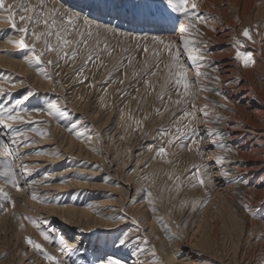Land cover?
I'll use <instances>...</instances> for the list:
<instances>
[{
    "label": "rangeland",
    "instance_id": "rangeland-1",
    "mask_svg": "<svg viewBox=\"0 0 264 264\" xmlns=\"http://www.w3.org/2000/svg\"><path fill=\"white\" fill-rule=\"evenodd\" d=\"M210 1L211 10L204 7V0H197L200 12L209 15L208 22L223 21L226 26L225 31H228L229 35L223 37L215 32L211 35L210 28L205 30L200 27V38L206 39L204 41L208 45L204 59L222 65L232 61L231 67L234 71L230 80L239 81L234 83L238 87L243 84L246 86L241 94L250 92L253 106L245 104L234 106L223 99L218 102L211 98L209 103L202 102L198 96L200 88L198 84L193 85L194 99L185 104H170L167 97L164 101L157 98L156 93L161 91L163 73L166 70L163 69V63L160 64L159 69L155 67L158 59L153 53L163 49L164 46L154 42L153 37L164 41V44L174 42L175 48L182 49V42L176 37V32L180 24H187L186 18L180 13L167 9L164 0H148V2L153 10L159 6L168 13L167 24L152 19L137 21L132 16H127L116 22L127 33H131V36L114 37L111 33L107 35L108 43L116 47L118 54H121L124 48L130 50L131 56L134 57L133 64L128 65V54L122 53L123 64L113 70L120 57L112 59L104 56L102 59L106 67L99 66V61L95 64L90 62L84 72L88 79L83 83H79L78 78L73 74V70L82 63L80 58H77L74 65L60 62L59 67L50 66L48 71L52 79L39 75L25 62V56L30 53L7 42L8 39H18L19 34L14 33L7 23L0 20V59L3 60L0 63V86L11 93V96L0 97V103L4 100L11 103L31 90L35 95L30 96L20 105L22 109H43L49 101L59 98L61 106L66 107L70 113L68 117L61 118L57 122L46 111L22 112L25 122L16 123L14 127L24 129L35 126L45 129L48 133L42 138L28 132V136L36 141L28 148L16 149L15 145L11 144L7 130L0 129V134L6 141V144H0V170L3 169V159L7 157L18 173L24 172L19 190L0 180V187L5 188L15 202L14 209L8 205L9 211L0 213V264H28L29 261L32 264H48L41 255L24 243L23 238L26 235L42 243L50 253L64 259L65 264H99L107 255L121 259L123 264H135V261L132 263L130 260L144 256L140 259V263L136 264H145L146 261L151 264L152 246H155L162 264H171L168 259L171 255L175 257L172 264H264V182H261L264 180V136L258 139L261 143H256L255 139L258 135L248 132L243 134V131H239L248 128L244 127V124L247 120L246 112H249L252 114L251 118L257 116L263 123L260 124L263 127L250 129L264 135V0ZM16 2L36 5L39 0H16ZM78 2L79 0H45L47 7L50 8L61 6L72 8ZM124 2L126 6L131 7L137 0H124ZM249 25L252 26L253 40L246 41L242 51H251L254 63L245 67L235 59L236 51L230 45L234 37L244 39L241 35L242 30ZM183 35L189 39L196 38L189 36L188 33ZM178 43H181L180 46H177ZM145 47L148 49L147 52L144 50ZM257 53L258 55H255ZM161 55L166 62L167 50L162 51ZM54 58V56L46 57V59ZM181 59L185 60L189 67L190 80H194L195 74L183 52ZM9 60L21 63L27 71L8 64ZM146 71H157L158 76L144 75ZM57 72H59L58 76ZM133 73L139 75L134 77ZM9 77L14 84L5 83V79ZM120 79L124 80L123 84L119 83ZM145 79L150 81L153 88L144 84ZM37 80L47 83L38 84ZM202 82L204 86L210 84L218 88L217 90L221 88L215 78ZM89 85L93 86L89 87ZM171 96L173 101L178 98L174 89ZM213 102L224 104L231 111L214 107ZM205 104L208 105L211 114L208 118L211 122L208 123H215L216 128L209 130L222 132V140L220 137H214V142L208 141L200 111ZM193 106L196 110L195 118L181 121L180 126L190 123V129H197L198 135L195 139L199 140V144L189 147L190 141H185L168 145L167 139L177 135L174 131L177 126L176 118L182 116L183 110L193 111ZM157 109H160L159 113ZM121 110H123V119ZM129 114L134 120L141 122L139 126L128 119ZM216 114L226 118V122H223L228 125L226 129L217 126L223 123L215 121ZM29 115L32 121L47 120L48 123H28ZM73 123H77L76 131L82 134L80 138H77L74 132L68 131ZM233 125L238 126L233 127ZM165 128L173 131L161 138L159 130ZM234 133L243 134L236 141L237 143L246 140L245 145H240L244 154H235V158L238 156L247 165H255L258 168L243 176H236L237 172L228 169V163L235 159L233 158L235 151L232 147L237 143H232L229 148L219 147L220 143L228 145L231 141L224 139L228 134ZM70 140L73 143L71 147ZM20 142L23 143L22 140ZM253 142L255 145L252 146ZM161 145L166 149L164 156L156 155ZM250 147L257 149L250 151ZM9 148L19 153L31 154L21 155L19 159L13 161V157L7 155ZM93 148L96 151H93ZM41 149L48 153L59 152L60 155L36 154ZM216 150L217 157H225L221 163H215L217 157L210 154ZM21 165H26V168L22 169ZM193 165L204 166L201 172L205 178L204 187L192 188L188 183L187 178L191 174ZM223 168L225 169L222 170ZM220 169L222 172H219ZM29 171L31 175H28ZM226 172L233 176L226 177L224 174ZM146 173L148 179L143 178ZM174 175H179L181 179L176 181L170 178ZM248 175L251 178L247 184L229 183L238 178L244 180ZM78 176L87 179L77 178ZM33 179L38 181L37 185L25 182ZM224 180L231 186L228 189L226 202L223 201V195L217 196L214 191L222 189L218 183ZM255 182L257 183L254 186ZM177 184L181 185L179 193ZM244 185L253 188L246 200L239 195V187ZM125 189H128L127 198H125ZM32 191L40 194L39 203L45 199L53 200L52 203L47 204H54L61 210L74 209L78 211V216L74 218L66 213L60 216L59 213L49 215L38 206L36 208L31 203ZM149 191L152 193V204L148 203L149 197L146 195ZM193 199L202 201V204L195 210L187 203L181 207V202ZM244 204L251 205L256 215L252 216L246 211ZM153 206L157 209L156 213L151 210ZM220 206L228 209L227 214H214ZM13 210L17 216H31L42 222L45 219L49 220L50 228L55 230V234L63 236L74 244L76 251L65 256L56 245L42 242L38 229L28 221H24L25 229L21 230L17 218L12 214ZM121 214H124L126 219L104 218L119 217ZM203 214L207 215L205 221L209 223L207 225L204 221L201 230H196L195 225ZM147 217L149 218L144 219ZM161 218L171 232L181 237L178 239L180 248L173 246L176 244L174 240L170 242L168 238L170 233H165L160 223ZM72 219L75 221H70ZM137 224L143 231H135ZM127 231L132 232L130 241L119 245V240ZM137 236L147 237V243H144L143 239L131 243L137 240L134 238ZM141 249L145 251L142 252ZM190 251V254H185ZM134 252L139 254L134 256Z\"/></svg>",
    "mask_w": 264,
    "mask_h": 264
},
{
    "label": "snow or ice",
    "instance_id": "snow-or-ice-1",
    "mask_svg": "<svg viewBox=\"0 0 264 264\" xmlns=\"http://www.w3.org/2000/svg\"><path fill=\"white\" fill-rule=\"evenodd\" d=\"M164 3L167 5V9H170L172 12H178L186 18L187 24L186 26L179 28V32L182 34L180 36V41L183 45L182 49L175 48L174 42L164 44V41L156 40V38L153 37L154 42L164 46L163 49L157 50L153 53V56L158 59V63L155 67L159 69L160 64L163 63V69L166 70L163 73L164 79L161 85V91L156 93V96L161 101H164V98L167 97L170 104L181 105L187 103L191 99H194L192 92L193 85L201 83L202 79H213L208 76L206 72L201 71L202 67L218 70V66L215 62L204 59L208 45L202 38H200L201 29L198 26L200 24H206L210 17L208 14L200 12L197 0H164ZM0 14H4L0 15V20L7 23L14 33L19 34L18 39H8L7 42L17 48L25 49L28 53H30V55L25 56V62L29 66H32L39 75L45 77L46 79H52L50 72L48 71L50 66L59 67L60 62H63L65 65H74L76 64L77 58H80L82 61L81 65L77 66L73 70V74L78 78L79 83H83L84 80L88 79V77L84 75V72L90 62L95 64L99 61V66L106 67L104 60L102 59L104 56L112 59H117L118 56L120 57L117 64L113 66V70H116L123 64L122 53L128 54V65L133 64L134 57L131 56L129 49L124 48L121 50V54H118L116 47L111 46L107 41V35L109 33H111L114 37L124 35L131 36V33H127L116 21L127 16H132L133 19L137 21L152 19L161 23H166L168 19V13L165 10L159 6L153 10L148 0H137V2H134L131 5V7L126 6L124 0H79V2L74 4L72 8H64L63 6L59 8H50L47 7L45 0H39V3L36 5L27 2L17 3L16 0H0ZM184 33H188L189 36H194L196 38L189 39L183 35ZM241 35L244 39L234 37L233 43L230 46L236 51L235 59L240 61L243 66L247 67L254 63L253 56L251 51L245 52L242 51V49L246 46V41L253 40L252 26L249 25L244 27ZM144 50L147 52V47H145ZM164 50H167L168 60L166 62L164 61V57L161 55V52ZM181 52L185 54L186 60L190 62L191 67L195 69L194 80H190L189 78V67L185 63V60L181 59ZM49 56H54L55 58L46 59V57ZM149 74L152 77L158 76L157 71H146L144 73V75ZM56 75L58 76L59 72H57ZM138 75V73H133L134 77ZM143 82L149 88H153V85L149 80L145 79ZM5 83L14 84V81L11 77H9L5 79ZM119 83L123 84L124 80L120 79ZM227 83H239V81L230 80L227 81ZM20 84H23L22 80L20 81ZM92 86L93 85H89V87ZM173 89L178 97L174 101L171 96ZM202 90L213 91L216 95L221 96L225 100L228 98L226 93L217 89L209 88L207 85H205ZM105 92H107V89H105ZM137 92H139L138 89ZM33 95H35V93L29 90L20 99H16L11 103L7 100L0 103V129L7 130L11 144L15 145L16 149H19L20 147L28 148L30 144L36 143V141L32 140L28 136V132L35 133L42 138L48 134L45 129L40 127L33 126L30 128L26 127L24 129L14 127L13 125L16 123L25 122V117L21 114L22 112L30 113L32 111H46L47 114L50 117L55 118L57 122H59L61 118L68 117L70 115L67 108L61 106L59 98L49 101L43 109H22L20 105ZM4 96H11V93L8 92L5 87L0 86V97ZM133 99H135V97H133ZM214 107H220L231 111V109H227V106L224 104L214 103ZM156 111L159 113L160 109H157ZM200 111L202 116L206 118L205 122H211L208 119L211 115L208 111V105L205 104L203 109ZM195 112L196 110L193 106V111L189 112L187 110H183L182 116L176 118L177 126L174 131L177 135L167 139L166 143L168 145H173L174 142L184 143L185 141H190V144L188 145L189 147L199 144V140L195 139L198 135L197 129H190V123L184 124L183 127L180 126L181 121L188 118L194 119ZM121 118H124L123 110H121ZM128 119L132 120V123L137 126L141 123L138 120H134L131 117V114H129ZM215 121L223 123L226 122V118L216 114ZM28 123L47 124L48 121H32V117L29 115ZM236 126L238 125H233V127ZM76 129L77 123H73L68 131L74 132L77 138H80L82 134L76 131ZM172 131V129H160L159 134L161 138H163L169 135ZM206 131L209 137H220L221 140L223 139V134L220 131ZM97 139H99V137H97ZM21 140L23 143L20 142ZM0 144H6L2 134H0ZM219 147L224 149L227 148L228 145L220 143ZM92 150L96 151L95 148ZM149 150L151 151L152 148ZM197 152H199L198 148ZM165 153V147L163 145L159 146L156 155L164 156ZM30 154L31 153H19L11 148L7 151V155L12 156L13 161L19 159L21 155ZM36 154L60 155L59 152L48 153L43 149ZM224 160L225 157L220 156L217 158L215 163H221ZM21 168H26V165H21ZM203 168V165L192 166L191 174L187 178L188 183L192 188L205 186V178L201 174ZM28 175H31V171L28 172ZM22 177H24V172L21 171L18 173V171L13 168V163L9 162L7 157H5L3 159V169L0 170V180H2L4 184H10L12 188L19 190L20 180ZM77 178L87 179L86 177L81 176H78ZM143 178L148 179V174L146 173ZM170 178H173L176 181L181 179L179 175H174ZM61 179L63 180L64 178ZM105 179L107 180V177ZM25 182L30 183L31 185H37L38 183L35 179L31 181L25 180ZM232 182H243L247 184V181H244L242 178H238L236 181H229V183ZM261 182H264V180ZM176 188L179 193L181 185L177 184ZM146 195L149 197L148 203L152 204V193L149 191ZM31 198L34 201L39 200L40 194L36 191H32ZM41 202L52 203L53 200L45 199ZM186 203L190 204L191 208L195 210L198 205L202 204V201L196 199L183 201L181 202V207H183ZM14 204L15 202L10 193L5 188L0 187V213H7L9 211L8 205H11L14 209ZM243 206L252 216L256 215V211L253 210L251 205L244 204ZM89 207H91V205H89ZM151 210L153 213L157 212L155 206H153ZM12 214L17 218L21 230L25 229L24 221H28L38 229L39 235L42 237L43 241L47 242L49 245H56L58 250L65 256L70 252L76 251V246L74 244L70 243L63 236H57L55 234V230L50 228L49 220L45 219L42 222L41 220L31 216H17L14 210ZM104 218L111 220H124L126 219V216L121 214L119 217L112 216ZM160 223L163 225L165 233H170L168 237L170 240L181 239L177 233L171 232V229L167 224H164L162 218ZM135 231L143 230L140 229L137 224ZM134 238L137 240L143 239L144 243H147V237L137 236ZM23 241L34 252L41 255L43 260L47 261L48 264H65L64 259L50 253L42 243L38 242L33 237L26 235L23 238ZM129 241L130 235L127 231L119 240V245H124ZM141 251L143 252L145 250L141 249ZM138 254V252L133 253L134 256ZM28 264H32V262L29 261ZM99 264H123V261L114 256H108L106 259L100 261ZM145 264H148V262L146 261ZM151 264H162V261L157 255L155 246L151 247Z\"/></svg>",
    "mask_w": 264,
    "mask_h": 264
},
{
    "label": "bare ground",
    "instance_id": "bare-ground-1",
    "mask_svg": "<svg viewBox=\"0 0 264 264\" xmlns=\"http://www.w3.org/2000/svg\"><path fill=\"white\" fill-rule=\"evenodd\" d=\"M212 3H211V1L210 0H204V7L205 8H207V9H210V8H212ZM215 5V4H214ZM57 7V6H56ZM211 10V9H210ZM216 18V17H215ZM217 20V19H216ZM158 23H161V22H158ZM167 24V23H166ZM169 25V24H168ZM167 25V26H168ZM182 26H186V23H182V24H180L179 25V27H178V30H177V32H176V37H178V38H180V36L182 35L180 32H179V28L180 27H182ZM199 27H201V28H205V30H207V28L209 29V33L211 34V35H213L212 33L213 32H215V34H220L221 36H223V37H226V36H228L229 34H228V31L226 32L225 31V28L224 27H226L225 25H224V23H223V21H221V20H217V21H214V22H207L206 24H200L199 25ZM214 29V30H213ZM232 32V31H231ZM230 33V32H229ZM203 38V37H202ZM204 40H206V39H204ZM180 44L181 43H178L177 44V46H180ZM259 53V52H258ZM258 53L257 54H255V55H258ZM256 57V56H255ZM2 61L3 60H1L0 59V63H2ZM9 63L8 64H10V65H12V66H17L18 68L20 67V69H22L23 68V70L26 72L27 70L24 68V66L21 64V63H18V62H15V61H12V60H9L8 61ZM188 63H190V62H188ZM216 63V62H215ZM191 65V64H190ZM216 65L218 66V70H213V69H211V68H201V71H204V72H206L207 73V75L208 76H210V77H212V78H215L216 80H217V83L219 84V85H221V88H220V91H222V92H224V93H226L227 94V99L225 100L224 98H222L221 96H219V95H216V94H213V91H203L202 89H203V82H201V83H199L198 84V86L200 87L199 89H198V96H199V98L201 99V101L202 102H205L206 103V101L209 103L210 101H209V99L211 98V99H214V100H216V101H221L220 99H223L224 101H228V102H230L231 104H233L234 106H242V104H245V105H247V106H253L252 105V103H251V94H250V92L248 93V94H246V93H244V94H241L242 93V91L243 90H245L246 89V86L243 84L242 86H237V85H234V83H227V81H229L230 79H232L231 78V73L234 71V69L231 67V65H233V62L232 61H229V62H225V64L224 65H226V66H224V65H222V64H219V63H216ZM193 69V73L195 74V69L194 68H192ZM22 70V71H23ZM23 71V72H24ZM206 81V80H208V79H202V81ZM212 80V79H211ZM210 80V81H211ZM37 82H38V84H44V83H47L46 81L45 82H42V81H38L37 80ZM205 85H207V87H209V88H213V89H218V88H216L215 86H213V85H208V84H205ZM225 87H227V88H225ZM257 97H260L259 95H257ZM230 99V100H229ZM238 103H240L241 105H238ZM246 116H247V120H246V122H245V124H244V127H248V128H245L244 130H239V131H243L244 133L243 134H246L245 132H248V133H252L253 135H258V136H256V139H255V142L256 143H261L260 142V140H258L259 139V137H262V136H264V135H262V133L261 132H254V131H252L251 129H255V128H260V127H263V125L262 126H260V124H263L262 122H260L259 121V119L257 118V116H254V118H251V116H252V114H250L249 112H246ZM203 117V116H202ZM202 119V121H203V125H204V129L205 130H209V129H216L215 128V123H208V122H205V117H203V118H201ZM217 126H219V128L220 129H226L227 127H228V125L226 124V123H223L222 125L221 124H217ZM251 128V129H250ZM231 129V128H230ZM232 131H235V130H232ZM231 132V131H230ZM207 134V133H206ZM243 134H241V133H234V134H228L227 136L228 137H226L225 139H224V141H231L230 143H228V148H229V146L232 144V143H237L236 141L240 138V137H242V135ZM207 136H208V134H207ZM247 137H250V136H247ZM214 137H209L208 136V141L211 143V142H214ZM246 141V140H245ZM245 141H243V142H239V143H237V145L235 146V147H232V149L235 151V153L233 154V158H235V154H244V152H242V150L240 149V145H245L244 143H245ZM70 143H69V145H70V147H71V145H73V143H72V140H70L69 141ZM255 142H253L251 145L253 146V145H255ZM255 149H257V147H250L249 148V150L250 151H254ZM216 152H217V150L216 151H214V153H210V154H213V155H215V157H217V154H216ZM117 157V156H116ZM218 158V157H217ZM228 166H229V168L228 169H230V170H232V171H234V172H237V174H236V176H243V175H246L247 173H249L250 171H253V169H258L255 165H247L245 162H243V159H239L238 158V156H237V158H235L234 160H232L230 163H228ZM225 168H223L222 170H224ZM222 170L220 169V171L219 172H222ZM230 172V171H229ZM229 172H226V173H224V174H226V177H232L233 175H231V173H229ZM235 176V175H234ZM251 178V176L250 175H248V176H246V178L244 179V181H247V183H248V181H249V179ZM243 183V182H242ZM256 183L257 182H255L254 183V186L256 185ZM219 184V186H221L222 187V189H221V187H220V189L221 190H218V189H216V190H214L215 191V194L218 196H221V195H223L222 196V198H223V201L224 202H226L227 201V199H228V189H230L231 188V186H229V185H227L226 184V181L224 180L222 183H218ZM245 184V183H244ZM137 187V186H136ZM138 189H139V187H138ZM256 189V188H255ZM137 190V189H136ZM250 190L251 191H253V188L251 187V188H248V187H246L245 185L244 186H240L239 187V195H240V197H242V199L243 200H246L247 198H248V196H249V192H250ZM219 191H221V192H219ZM256 191V190H255ZM127 192H128V189H125V198H127ZM259 193V192H258ZM216 195H214V197L216 196ZM259 195V194H258ZM215 199V198H214ZM220 201V200H219ZM222 201V202H223ZM29 202V201H28ZM224 202H223V204H224ZM31 203H32V205L33 206H36V208H37V206H38V208H40V210L42 209V210H45V211H47L48 213H49V215H55V214H57V213H59V216L60 215H63V214H68V215H70V216H73L74 218L75 217H77L78 216V211H76V210H74V209H65V210H61V209H58L54 204H47V203H45V204H43V203H39V201L38 200H36V201H31ZM30 203V204H31ZM25 205V204H24ZM259 205V204H258ZM226 210V211H225ZM228 209H226V208H224V207H221L220 206V208H217V210L215 211V215H220V214H223V215H225V214H227V211ZM30 211V210H29ZM33 212H35V211H33ZM225 213V214H224ZM213 215V214H212ZM207 215L205 214H203L202 216H201V218H200V220H199V222L197 223V225H195L197 228H196V230H198V229H200L201 227H202V225H203V222L205 221V219L207 218L206 217ZM86 217L88 218L89 216H88V214L86 213ZM215 217V216H214ZM213 217V218H214ZM149 217H147V218H144V219H148ZM211 218V217H210ZM217 218V217H216ZM92 219H90V221H91ZM232 220V219H231ZM70 221H75V220H70ZM207 223H209L208 221H205V224H207ZM235 223V222H234ZM30 225V224H29ZM208 225V224H207ZM236 225V224H235ZM204 227V226H203ZM235 227V226H234ZM201 230V229H200ZM234 231V230H233ZM129 232V235L132 233V232H130V231H128ZM203 236V235H202ZM41 237V236H40ZM41 240H42V238H40ZM40 240V241H41ZM137 241H141V240H136L135 242L134 241H132L131 243H136ZM175 242H176V244H173V246H177L178 248H180V244H179V242H178V240H174ZM42 242H44V241H42ZM170 242H173V240H171ZM202 242V241H201ZM9 243V242H8ZM180 245V246H179ZM116 248V247H115ZM115 248H113V249H115ZM50 250H53V248H50ZM165 250H163V252H164ZM191 253V251L190 252H186L185 254H190ZM108 257V255L106 256V258ZM141 256H137L136 258H135V260H133V259H131L130 261H132V263L135 261L136 263H140V259H142L144 256H142L141 258H140ZM171 258V259H170ZM170 258H168L169 259V262H171V264H172V261L174 260V255H171L170 256ZM135 263V264H136Z\"/></svg>",
    "mask_w": 264,
    "mask_h": 264
}]
</instances>
